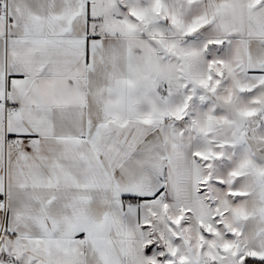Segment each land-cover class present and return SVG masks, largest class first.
<instances>
[{"label":"snow or ice","instance_id":"6c2138e0","mask_svg":"<svg viewBox=\"0 0 264 264\" xmlns=\"http://www.w3.org/2000/svg\"><path fill=\"white\" fill-rule=\"evenodd\" d=\"M0 264H264V0H0Z\"/></svg>","mask_w":264,"mask_h":264}]
</instances>
